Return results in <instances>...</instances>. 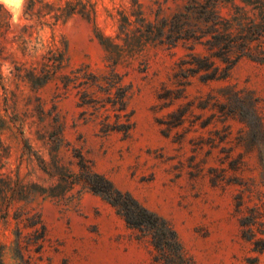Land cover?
<instances>
[{"label": "rangeland", "instance_id": "1", "mask_svg": "<svg viewBox=\"0 0 264 264\" xmlns=\"http://www.w3.org/2000/svg\"><path fill=\"white\" fill-rule=\"evenodd\" d=\"M138 1L155 21L185 12L190 0ZM133 8V0H24L14 15L0 4L3 264H161L148 236L130 228L100 196L70 184L79 153L168 220L195 264H264V251L254 252L242 238L236 215L239 195L244 208L264 202V171L259 151L248 145V128L237 117L222 116L227 110L221 107H179L230 85L254 92L264 119V66L243 58L226 81L194 78L187 100L161 107L157 95L171 86L187 47L150 46L114 67L97 38H115L121 14L129 16ZM219 11L228 16L231 8ZM195 52L205 53L200 46ZM114 69L130 87L126 113L134 126L127 136L102 132L107 117L116 122L110 105L97 111L79 106L84 74L106 86L102 79ZM87 90L106 98L96 86ZM173 112L186 113L183 125L171 127ZM52 188L55 197L42 192ZM39 219L42 224L33 226Z\"/></svg>", "mask_w": 264, "mask_h": 264}, {"label": "trees", "instance_id": "2", "mask_svg": "<svg viewBox=\"0 0 264 264\" xmlns=\"http://www.w3.org/2000/svg\"><path fill=\"white\" fill-rule=\"evenodd\" d=\"M129 16L121 14L119 33L115 38L101 33L97 38L106 51L108 60L116 67L129 64L142 56L150 46L167 44L169 48L182 43L189 53L178 65V70L170 79L171 86L164 85L157 95L161 107H173L176 103L189 98L188 88L197 78L202 84L226 81L237 63L248 58L264 66V0H190L185 12L175 14L171 19L150 21L141 10L138 0ZM230 7L228 16H223L219 8ZM120 41V42H117ZM197 46L204 49V55L195 52ZM83 83L86 89L81 93L79 106L99 107L110 105L116 113V122L102 124V132H121L126 136L133 129L132 113H126L129 99V86L122 83V76L115 69L110 76L103 77L106 86L99 79L85 73ZM46 83V81L44 82ZM67 86L68 82H64ZM98 87L106 98H95L87 90ZM206 97H195L179 107H221L222 116L237 117L248 128V145L259 151V161L264 171V119L259 112V98L252 91L238 90L235 86H222ZM225 112V113H224ZM186 113H171V127H179L185 122ZM5 125L1 121L0 127ZM63 140V127H58ZM78 162V173H72L70 184L81 185L95 195L100 196L124 218L126 224L145 236H148L156 251L155 261L161 264H195L188 258L179 240L176 230L168 220L149 210L130 193L124 192L104 175L97 173L92 164L79 153L74 156ZM43 161H41L42 163ZM46 168V167H45ZM60 178L65 175L57 173ZM52 176L53 173L51 174ZM64 176V177H63ZM69 178V177H68ZM60 186V185H59ZM57 186V187H59ZM56 187V188H57ZM52 189H42L47 197H55ZM236 215L238 216L242 238L253 245V251H264V202L261 206L245 207L243 195L236 197ZM42 224L37 220L33 226ZM43 231L45 227L42 225ZM254 262V261H253ZM0 264L2 248L0 245Z\"/></svg>", "mask_w": 264, "mask_h": 264}, {"label": "water", "instance_id": "3", "mask_svg": "<svg viewBox=\"0 0 264 264\" xmlns=\"http://www.w3.org/2000/svg\"><path fill=\"white\" fill-rule=\"evenodd\" d=\"M23 1L24 0H21V2L17 4L14 2V0L13 2H5V0H0V4H2L6 8H8L10 11H12L14 15H17L22 6Z\"/></svg>", "mask_w": 264, "mask_h": 264}, {"label": "snow or ice", "instance_id": "4", "mask_svg": "<svg viewBox=\"0 0 264 264\" xmlns=\"http://www.w3.org/2000/svg\"><path fill=\"white\" fill-rule=\"evenodd\" d=\"M5 2H13V0H5ZM14 2L18 4L21 2V0H14Z\"/></svg>", "mask_w": 264, "mask_h": 264}]
</instances>
